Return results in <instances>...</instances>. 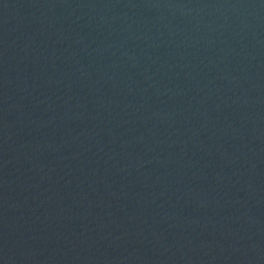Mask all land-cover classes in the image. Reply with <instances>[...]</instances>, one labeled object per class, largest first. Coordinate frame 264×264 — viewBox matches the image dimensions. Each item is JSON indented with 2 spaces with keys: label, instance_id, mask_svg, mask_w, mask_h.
Listing matches in <instances>:
<instances>
[{
  "label": "water",
  "instance_id": "water-1",
  "mask_svg": "<svg viewBox=\"0 0 264 264\" xmlns=\"http://www.w3.org/2000/svg\"><path fill=\"white\" fill-rule=\"evenodd\" d=\"M0 264H264V0H0Z\"/></svg>",
  "mask_w": 264,
  "mask_h": 264
}]
</instances>
